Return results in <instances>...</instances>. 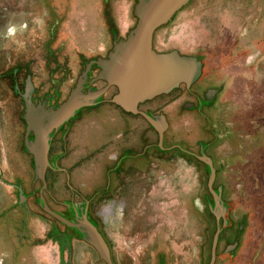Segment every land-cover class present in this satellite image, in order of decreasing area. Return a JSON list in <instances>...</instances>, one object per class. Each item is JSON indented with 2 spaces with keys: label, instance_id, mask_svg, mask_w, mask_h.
I'll return each instance as SVG.
<instances>
[{
  "label": "rangeland",
  "instance_id": "1",
  "mask_svg": "<svg viewBox=\"0 0 264 264\" xmlns=\"http://www.w3.org/2000/svg\"><path fill=\"white\" fill-rule=\"evenodd\" d=\"M194 1L155 31L153 46L158 50L199 53L206 62L203 79L179 99L174 93L160 95L148 104H141L139 110L146 112L150 108L152 115H165L166 134H174L186 141L187 147L193 151L197 150L199 142L211 139L209 151L219 166L217 182L227 185V196L233 194L235 198H242L243 188L234 186L244 184L246 180L260 182L259 172L264 166V140L257 137L262 130L260 123L264 124V69L262 65L259 71L256 66L257 71L248 74L249 87L246 93L240 92L241 96H236L235 105L231 82L220 79V69L211 67L217 62L216 54L220 53L218 40L223 41L221 50L225 54L238 35L259 21V17L253 10L249 18L238 14L237 8L216 11L210 0L196 12ZM135 2L0 0V264H68L69 260L67 250L50 238L54 230L62 231L64 227L40 206L41 182L35 178L33 157L24 142L26 130L21 96L26 76H30L32 86L43 96L42 100L47 94L58 99L66 95L86 63L104 57L112 43L124 37L134 26ZM208 72V78L204 79ZM90 74L96 76L97 68L93 67ZM219 82L222 91L215 101H208L210 104L204 105L201 111L195 105L188 109V103H194V93L204 92L206 86ZM92 85L101 88L105 82L97 80ZM114 93L115 88L110 87L97 104L82 108L70 121L69 132L61 144L62 156L55 157L56 151H52L54 141L50 144L49 163L57 164L59 168L48 170L43 196L52 210L62 209V203L74 192L82 196L99 185L109 142L125 139L140 148L149 136L157 141V132L146 118L141 114L127 113L111 101ZM157 102H164L161 112L150 107ZM244 103L248 104L250 115L246 122L250 125L247 128L250 136L245 138V143H250V171L246 175L235 172L234 164L229 163L234 140L228 131V122L233 117L239 118L235 114L236 106L240 108ZM192 162L188 161L185 171H181L188 193L195 192L197 184L207 182L208 177L205 173L197 174L195 161ZM231 208L242 214V206ZM194 215L195 210L188 209L186 236L189 244L195 237ZM160 223L162 221L158 225ZM157 231L159 235L162 232L160 228ZM122 241L125 246L133 239ZM110 242L114 248L120 245L118 238H112ZM146 242L141 241L140 246ZM73 263L83 264L77 258Z\"/></svg>",
  "mask_w": 264,
  "mask_h": 264
},
{
  "label": "flooded vegetation",
  "instance_id": "2",
  "mask_svg": "<svg viewBox=\"0 0 264 264\" xmlns=\"http://www.w3.org/2000/svg\"><path fill=\"white\" fill-rule=\"evenodd\" d=\"M191 1L188 0L178 11L189 5ZM207 2L208 0H195L194 10L197 12L203 9L208 5ZM210 4L214 5L211 8H215L216 11L237 8L238 14L249 18L253 10V13L259 17V21L250 24L251 26L245 28L244 33L238 35L225 54H222L223 49L221 50L224 47L223 41L218 40L217 42L220 53L216 54L217 62L213 63L211 68L220 69L222 74L219 78L231 82L230 90L234 92L232 101L236 105V96H241L240 92L246 93L249 87L248 74L256 72V66L259 71L262 65L264 69V0H210ZM155 50L158 52L176 50L180 54L195 56L201 62V73L193 84L203 79L206 62L199 53L187 54L178 49L158 50L155 48ZM93 67L97 68V72L99 70L96 63L91 64L84 91L95 88L92 85L95 81L91 82L93 77L90 74ZM208 76L209 72L204 79ZM27 77L30 76L27 75ZM191 86L187 87L184 83H180L168 93L160 95L174 93V97L179 99L188 93ZM204 89L202 90L204 92L193 94L195 100L194 103H188L190 106L188 109L195 105L196 109L201 111L204 105L210 104L208 101H215L222 91L220 82L210 84ZM69 92L60 99L47 94L42 100L43 96L35 92L32 86L31 100L35 104L45 102L46 107L56 106L67 97ZM203 93L204 96H202ZM23 94L21 96L22 119L26 130V121L23 117L26 106ZM103 95L96 98L93 104L84 107L97 104ZM160 95L139 103L138 109L141 104H148ZM163 103L157 102L150 107L161 112ZM84 107L78 109L68 121L50 134L49 146L54 141L52 151H56L55 157L62 156L61 144L69 132L68 125ZM247 109L249 110L247 103L240 108L236 106L235 114L239 115V118L233 117L228 122L230 124L228 131L234 140L229 153V163L234 164L235 172L243 175L250 171V143H245V138L250 136V132L247 131L250 127L247 125L250 118ZM145 113L155 117L150 108ZM160 115L163 114L156 116ZM163 116L166 126L162 135H159L158 129L149 123L157 132V141L153 136H149L150 138H147L140 148L135 142H128L125 139L109 142L110 147L105 153L106 157L104 155L106 163L101 168L99 185L89 189L82 196L74 192L68 200L62 203V209L55 210L73 225H67L46 213L64 227L62 231L54 230L50 238L67 250L68 264H74L75 258L83 264H108L88 241V235L83 228L76 225L85 216L107 245L111 264H264V166L259 172L260 182L252 183L246 180L244 184L234 186L237 189L243 188L242 198L236 195L237 198H235L233 194L227 196V185L217 182L219 166L216 165L209 151L212 140H202L197 150L193 151L194 149L187 147L186 141L177 138L174 134H166L168 123L166 116ZM249 123L252 124L251 121ZM259 126L262 130L259 131L257 137L264 140V124L260 123ZM213 135L216 136L217 133L214 132ZM26 138L32 139L33 132L30 131L27 134L25 132ZM49 150H51L50 147ZM202 156H208L211 159L214 169L212 183H209L211 167L201 159ZM188 161H195L194 168L197 174L205 173L208 176L207 182L197 184L195 192L191 193L186 191L185 177L181 175ZM58 168L57 164L49 163L45 179L48 170ZM213 191L218 195V203L221 207L217 206ZM40 194L39 202L42 208V204L46 201L45 198L44 201L40 200ZM232 206H242V214L233 211ZM188 209L195 210L193 216L195 221L192 226L195 237L190 244L186 236ZM159 221L162 223L158 225ZM158 228L162 230L160 235ZM215 235L217 236L214 245ZM112 238L120 239L118 247L117 245L115 248L112 247L110 242ZM122 239H133V241L126 242L125 247ZM143 240H147L146 245L140 246ZM78 254L81 257H78ZM95 257L96 259L93 260Z\"/></svg>",
  "mask_w": 264,
  "mask_h": 264
},
{
  "label": "water",
  "instance_id": "3",
  "mask_svg": "<svg viewBox=\"0 0 264 264\" xmlns=\"http://www.w3.org/2000/svg\"><path fill=\"white\" fill-rule=\"evenodd\" d=\"M188 0H136L133 14L136 17L134 26L128 33L114 41L112 49L105 57H97L86 63L78 76L75 85L67 97L56 106L46 107V103L35 104L31 100L32 84L30 77L25 80L23 98L25 101L26 134L33 132L32 139H25L27 151L32 155L35 166V178L41 181L40 200L44 201L42 191L46 187L45 173L49 166V140L53 130L68 121L81 107L91 105L95 99L105 94L110 87L117 91L111 101L124 111L132 114L140 113L150 124L158 129L159 135L166 126L163 115L152 117L138 109L139 103L157 95L168 93L180 83L191 86L201 73V62L192 55L180 54L176 50L158 52L153 47L155 31L166 24L176 11ZM92 63L99 70L91 82L103 80L101 88L83 90L88 70ZM161 126V127H159ZM211 167L209 183L213 182L214 169L208 156L201 158ZM217 206L218 195L213 191ZM43 210L67 225H73L68 219L52 210L46 202ZM77 226L83 228L88 235V241L96 248L108 264V247L100 237L96 228L85 216ZM214 236V245L216 242Z\"/></svg>",
  "mask_w": 264,
  "mask_h": 264
}]
</instances>
